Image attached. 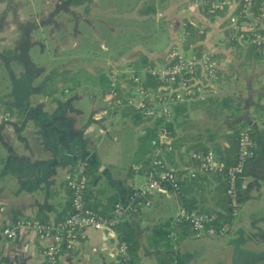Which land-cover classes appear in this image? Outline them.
I'll return each instance as SVG.
<instances>
[{
    "label": "crops",
    "instance_id": "1",
    "mask_svg": "<svg viewBox=\"0 0 264 264\" xmlns=\"http://www.w3.org/2000/svg\"><path fill=\"white\" fill-rule=\"evenodd\" d=\"M144 2L149 4V8H154L153 14L139 13L138 5ZM135 3L128 12L122 13V17L138 21L161 19L165 24L166 46L163 50L137 47L123 60L113 63L116 66L127 64L135 56L134 51L150 59L162 57L170 48L181 52L182 20L192 19L195 25L205 29L204 37L198 43L214 58L211 61L220 74L230 75L226 78L225 89L214 83L217 77L212 78V74L205 77L206 84L213 89H216L214 85L218 86L217 92L231 95L240 104L238 115L230 122L224 119L217 127L222 129L232 124H245L256 132L253 142L256 154L245 162L242 174L237 179L238 206L229 226L218 235L197 236L190 230H179L171 238V250L183 264H264V93L259 82L264 73V63L256 66L251 61L248 65H242L246 55L245 42L239 40V45L232 44L225 33L227 28L235 25L237 1L220 0L224 10L213 18L199 12L196 0H135ZM97 8V0H92L87 10L84 5L69 0H0V68H5L9 73V66L16 67L18 75L27 66H33L36 74L48 75L61 72V69L67 71L68 63L47 64L45 67L50 71L45 72L47 69H44L38 73L37 69L44 66L28 65L22 58L30 57L27 52L34 48L41 55L50 53L52 60L65 57L68 48L78 47L79 40L76 36L72 39L64 34L69 31L60 16L78 17L82 22L89 23ZM256 22L264 44V3ZM248 24L244 23L241 28L248 30ZM81 36L84 34L81 33ZM48 40L50 47H53L52 52L47 47ZM206 55L203 56L207 58ZM184 56L191 57L189 52ZM113 63L110 64L112 67ZM200 73L205 74L203 68ZM0 103L4 104V98L0 99ZM38 103L45 105L41 98ZM13 104L23 107L21 102L15 101ZM192 113L196 121L203 123L202 126L207 125L200 109ZM24 115L22 118L16 115L10 118L0 114V264H42L43 250L53 241L38 234L34 224L45 222L52 225L60 220L65 210L66 184L76 178L83 159L95 166L97 176H100L96 182L103 180L105 182L102 183H107L106 187L110 189L108 195L112 189L121 197L123 194V179L116 176L118 168L110 161L104 162L96 144H90L85 138L92 130L89 117L82 119L75 127L71 115L55 114L45 118L41 115L36 123L43 130L30 131L26 129L29 117ZM208 123L211 127V123ZM73 128L76 131L73 132ZM103 132V129L96 132L100 139ZM124 171L121 169L125 176H129ZM130 182L142 188L146 184V177L137 174ZM153 199L156 207L143 208L140 220L129 217L139 240L141 261L145 264H157L156 254L164 251L163 246H150L148 237L152 227L158 222H172L179 208L175 198L167 191ZM11 227L16 234L7 238L3 229ZM76 236V242L70 249H59L56 264H118L119 244L111 228L83 227L77 230Z\"/></svg>",
    "mask_w": 264,
    "mask_h": 264
},
{
    "label": "trees",
    "instance_id": "2",
    "mask_svg": "<svg viewBox=\"0 0 264 264\" xmlns=\"http://www.w3.org/2000/svg\"><path fill=\"white\" fill-rule=\"evenodd\" d=\"M69 1L77 5H84L85 10L92 2V0ZM196 1L199 12L208 18H213L214 15L221 14L224 10V5L220 3V0ZM236 1L235 25L227 28L225 33L232 44L239 45V40L245 42L243 46L246 55L241 62L242 65H248L251 61L256 66L262 65L264 63V44L262 41H253L255 34L262 35L261 31L258 28L243 30L241 26L260 17L264 0H250L246 11H244L245 1ZM144 4L145 2L141 3L139 13L153 14L154 8H147ZM204 30V28L195 25L192 19L183 18L180 28V53L182 55L189 52V55L197 60L207 54L203 46L198 43L204 37ZM172 49L174 48H170L169 51ZM7 53L11 54L10 51ZM167 54L168 52L160 58L150 59L143 53H139L136 59L130 60L126 64L130 70L129 74L122 72L119 75H112L110 67H107L106 71L101 69L94 75L87 73L86 78H82L76 73H51L46 76L39 89V93L45 100L54 103L57 95L70 93L75 87L80 86L81 82L91 79L90 100L94 101L97 97L105 99L108 103V113L111 114L110 109L115 112L119 108L120 116L127 119V128L135 126L141 129V132L135 137L130 164L126 169L129 176H125L121 172L122 167H118L116 171L117 178L123 179L122 197L115 192V189H112L108 195L107 192L110 189L106 187L107 183H102L105 181L95 182L97 170L89 160L80 161L79 164L83 165V170L77 171L75 180H83L84 185L81 190V209L83 211L94 212L104 219L113 217L117 219L110 228L114 232L118 244L124 246V254H120L118 264H145L141 261L139 240L129 217L140 220L143 208L156 207L153 197L164 195V192L160 190L147 193L143 190L144 187L137 188L130 184V179L134 175H144L146 183L150 180H158L159 185L175 198L179 207L186 210L190 218L206 215L208 221L205 225L213 226L218 235L220 234L218 230L222 226H229L234 213L226 195L227 176L224 170H205L201 168V163L210 153L216 162L228 167L237 160L239 137L243 133H247L253 143L256 136L255 130L245 124H232L228 128H217L218 132H215L217 134L215 136L210 126H202V122L196 121L192 111L200 109L207 119L211 120L213 126L224 119L230 122L238 115L240 104L231 95H222L211 88L210 84H206L207 78L205 77H210V74L204 69L205 74L202 75L200 73L202 66L199 63L193 64L190 74L182 75L187 88L191 89L193 94H186L183 100L176 99L174 89L177 87L179 77H176L173 82H169L154 70L157 65L166 61ZM175 59L176 56L172 60ZM213 59L212 56H207L208 61ZM213 73H217L218 77L215 82H218L219 85L230 77V75H221L216 68ZM135 77H139L138 82L134 80ZM259 82L264 93V73ZM138 83H141L145 91L155 95L153 100L146 101L147 104L152 106L155 101L159 102L156 109H167L168 116L162 113L145 116L138 108L127 104L128 97L131 96V89ZM169 90L172 91L168 94ZM3 97L4 104L0 103L1 115L5 117L23 115V112L13 108V103H15L13 94L6 93L3 94ZM160 132L164 133L163 139L159 138ZM262 137L264 139V133ZM152 140L156 141L155 145L151 144ZM155 149L160 150L161 153L154 156ZM253 151L255 156L256 146L254 143ZM163 169H168L173 173L175 186L169 179L159 177V172ZM73 183L70 181L66 184L65 210L59 221L73 211ZM146 202H148L147 206ZM44 223L36 222L35 224ZM179 230L194 232L187 219L177 221L174 218L172 222H158L152 227L148 237L150 246L152 248L163 246L164 248L163 252L156 254L157 264H183L171 250V238ZM60 248L62 250L63 246Z\"/></svg>",
    "mask_w": 264,
    "mask_h": 264
},
{
    "label": "rangeland",
    "instance_id": "3",
    "mask_svg": "<svg viewBox=\"0 0 264 264\" xmlns=\"http://www.w3.org/2000/svg\"><path fill=\"white\" fill-rule=\"evenodd\" d=\"M97 2L98 8L94 10L89 23L82 22L78 17H71L69 15L60 16L67 27V31H69L68 34L67 32H64V34L68 38L71 36L72 39L76 36L79 40L78 47L68 48L65 57L52 60L49 58L50 53L45 52L41 55L40 53H36L38 50L34 48L27 52V56L29 55L30 57H23L22 59H25L28 65L44 66L42 69H37L38 73L47 69L45 67L47 64L68 63L69 69L67 71L61 69L62 73H76L81 75L82 78H86L87 73L94 75L101 69L106 71L107 67L110 66L111 74L112 71L117 75L122 72L129 74L130 70L126 64L116 66L113 62L120 61L137 47H144L146 49L152 47L157 50L165 48L167 43L166 31L165 24L161 19L154 21L153 18H147L138 21L122 17V13L128 12L130 7L135 6V0H97ZM144 5L149 6L147 3ZM112 7L116 8V10ZM140 7L138 5V8ZM81 33L84 34L83 37ZM46 44L51 49L50 52H52L53 47H50L49 40ZM134 54L135 56H132L130 60L136 59L139 55L136 51H134ZM112 63L113 67L110 65ZM15 68L9 66V73L5 68H0V99L4 98L3 94L11 93L14 95L16 102H21L23 107H18V105L14 104L13 108L16 111L21 109L23 115L26 113L24 116L29 117L26 129L30 131H42L41 126L36 123V120L41 115H44V118L55 114L71 115L74 117L75 127L81 123L82 119L85 120V118L89 117V125L92 130L89 131L88 136L86 135V140L90 144H96L97 151L101 153L104 162L110 161L116 168L123 166L122 168L127 172L126 169L130 164V153L132 152V148L134 149L135 136L141 130L135 126L127 128V119H124L125 122H123L119 108L115 109V112H112L110 109L111 114L108 113V103L105 99L97 97L94 101L90 100L91 79L81 82L80 86L75 87L70 93L57 95L56 101L49 103L39 93L40 85L47 75L36 74L33 66H27L24 68V72L18 75ZM46 71L49 72L50 69L48 68ZM215 76L218 77L217 73L212 74V78ZM214 79L216 80L217 78ZM214 83H217L218 86L224 89L227 87L226 79L222 84L220 83L221 85L218 82ZM218 86L214 85L216 87L214 90L219 91ZM40 98L44 99L45 105L38 103ZM28 101L30 103L27 104ZM157 103L159 102L155 101L153 105H157ZM22 116L20 117L22 118ZM92 120L94 123H92ZM204 120L207 125H209L208 122L211 123V120H208L206 116ZM217 124L220 126L222 122H218ZM211 128L215 136H217V125H212ZM100 129L105 130L101 134V139L96 134ZM72 130L73 132L76 131L74 128Z\"/></svg>",
    "mask_w": 264,
    "mask_h": 264
},
{
    "label": "built area",
    "instance_id": "4",
    "mask_svg": "<svg viewBox=\"0 0 264 264\" xmlns=\"http://www.w3.org/2000/svg\"><path fill=\"white\" fill-rule=\"evenodd\" d=\"M244 11L248 8L250 4V0H244ZM258 27L256 20L248 24V28L253 30ZM261 35L255 34V38L253 41L259 42L261 41ZM167 59L162 64H159L154 69L159 76L167 79L169 82H173L176 77H179L177 81V87L174 89L175 98L179 100H183L186 94H193V91L187 88L185 81L182 78V75L186 73H191L193 70V64L199 63L201 64L203 70L206 69L207 72L211 75L216 68V65L213 61H208L207 58L202 56L200 59H193V57H185L176 49L167 51ZM166 52V53H167ZM176 56L175 60H172ZM112 75H114V71H112ZM134 80L136 82L139 81V77H135ZM172 90L168 91V94ZM155 95L149 91H145L142 87L141 83L133 86L131 89V96L128 97L127 104L138 108L142 114L145 116H153L155 114H165L169 115L167 109L163 108L162 110L156 109L157 105L149 106L147 104V100H153ZM164 133H159V138L163 139ZM152 145L156 144L155 140L151 141ZM238 157L234 164L225 167L222 163L216 162L213 156L209 153L201 163V168L205 170H224L227 178V186H226V195L229 199L230 206L232 211L235 212L238 206L237 199V179L242 174L243 166L246 161L251 159L254 156L253 151V143L251 138L247 133H243L238 139ZM161 151L155 149L153 155L160 154ZM156 163V162H154ZM83 170V165L79 164L78 172ZM160 178H166L171 181L173 186L174 184V175L168 169H163L159 172ZM73 179L71 183H73L74 188V197L72 198V208L73 211L67 217H65L61 221H57L55 224H34V228L38 234L49 237L52 239V243L47 245L43 250V262L42 264H56V257L58 251L61 246L66 249H70L71 246L76 242V233L79 228H92V229H101V228H110L115 222L116 218L104 219L101 216L97 215L94 212L83 211L81 209V198H82V188H83V180L75 181ZM145 192L151 193L156 190H160L166 192L164 188L159 185L158 180H150L144 185ZM148 205V202L145 203ZM117 212V211H116ZM182 219L189 220L191 224V229L194 231V234L197 236L201 235H215L216 229L213 226H206L205 223L208 221L206 215H200L194 218H190L189 214L183 208H178L175 220L180 221ZM226 229V226H222L218 231L221 233ZM3 233L7 238H12L16 234V230L11 228H4ZM120 254H124V246L119 245Z\"/></svg>",
    "mask_w": 264,
    "mask_h": 264
},
{
    "label": "water",
    "instance_id": "5",
    "mask_svg": "<svg viewBox=\"0 0 264 264\" xmlns=\"http://www.w3.org/2000/svg\"><path fill=\"white\" fill-rule=\"evenodd\" d=\"M98 177L100 178V176H97L96 179H95V182L98 180Z\"/></svg>",
    "mask_w": 264,
    "mask_h": 264
}]
</instances>
